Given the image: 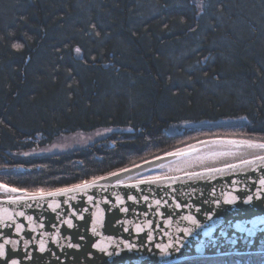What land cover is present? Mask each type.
<instances>
[{
    "label": "trees",
    "instance_id": "trees-1",
    "mask_svg": "<svg viewBox=\"0 0 264 264\" xmlns=\"http://www.w3.org/2000/svg\"><path fill=\"white\" fill-rule=\"evenodd\" d=\"M212 137L264 142V0H0V183L54 190Z\"/></svg>",
    "mask_w": 264,
    "mask_h": 264
},
{
    "label": "water",
    "instance_id": "water-1",
    "mask_svg": "<svg viewBox=\"0 0 264 264\" xmlns=\"http://www.w3.org/2000/svg\"><path fill=\"white\" fill-rule=\"evenodd\" d=\"M243 141L251 140L234 137L206 138L125 167L129 169L128 172L116 170L121 172L119 177H110L109 180L100 182L109 185L104 195L108 196L110 203L100 199L98 206H94L96 201L86 205L79 195L76 202H70L72 208L78 210L77 216L71 217L74 225L72 228L63 223L69 218L67 206L62 203L64 197L46 198V201L41 202L43 207L37 208L30 198H26L30 192H11L0 188V242L8 241L4 244L6 256L0 258V264H5L9 255L20 264H128L133 257L129 255L123 241L129 240L131 243L139 244L145 242L146 235L150 233L155 238L154 242L167 243L170 239L174 240L184 235L178 229L190 226L187 221L181 219L182 216L192 214L197 216L202 225L210 223L201 214L204 212H214L213 218L219 221L218 227L211 235H205V229L201 227L196 229L191 237L185 238V246L178 252L170 249V254L165 256L148 244L135 255L143 258L142 264H174L197 258L264 253V194L260 200L254 198L252 202L245 204L243 200L252 193L241 190L244 187L241 181H245L253 190L261 187L258 178H264V171L261 170L264 169V162L256 161L249 166L240 165L243 159L252 160L256 155H264V149L248 147L242 143ZM252 142L264 143L255 140ZM201 158L207 160L203 163H192ZM229 163L238 164L245 171L233 172L226 169L224 166ZM213 168L224 171L221 173L207 171ZM192 172L205 173L213 179L183 182L186 180V173ZM145 177L182 179L167 181L160 179L157 181L159 186L151 184H141L138 188L124 186L136 185ZM118 179L123 181V185L111 187ZM213 189L217 193L216 196L211 195ZM95 191L90 194L95 195ZM229 192L240 197L233 205L224 203ZM129 194L137 195L138 200L143 194H149L150 198L149 201L131 202L127 200ZM115 195H120L125 203L118 204L114 199ZM162 197L161 205H156L155 200ZM216 198L221 200V206L212 205L210 208L209 205L203 204L205 199ZM52 199L61 201V208L56 212L47 206V202ZM164 199L169 203L164 204ZM178 203L181 204V208L175 209ZM29 204H33V207L29 208ZM184 204L201 207V213H196L195 207L192 209L183 207ZM84 207L88 208V212L83 213L84 219L80 220L79 211ZM123 207H127L129 211L123 213L121 211ZM20 212H24L25 215L21 217ZM29 215L32 216L31 220L28 219ZM169 220L172 222L169 223ZM118 221L120 223H117ZM137 224L144 231L133 236ZM92 228L96 229L95 233L91 231ZM124 228H128L129 231L124 232ZM80 236H84L85 239L80 240ZM37 242L43 243L46 251L34 250L39 247ZM69 244H80L81 247L77 250L68 247ZM96 244L109 252L116 251L119 244L121 254L108 257L94 247ZM28 251H31L32 260L23 259ZM89 253L92 254L91 258ZM57 256L61 259L57 260ZM7 264H10V261H7ZM133 264H141V261L133 260Z\"/></svg>",
    "mask_w": 264,
    "mask_h": 264
},
{
    "label": "snow or ice",
    "instance_id": "snow-or-ice-1",
    "mask_svg": "<svg viewBox=\"0 0 264 264\" xmlns=\"http://www.w3.org/2000/svg\"><path fill=\"white\" fill-rule=\"evenodd\" d=\"M16 46L18 47L19 45H16ZM74 51L76 54H81V49L79 47L75 48ZM129 131H131V129H129ZM232 143H235V141H232ZM242 143L247 145L248 147H258L260 149H264V143L254 144V142H252V141H243ZM256 161L264 162V155H256L252 160L243 159L240 161V165L249 166V165H253ZM240 165L229 163V164H226L224 167L226 169L232 170L233 172L245 171L244 169H242L240 167ZM261 170L264 171V169H261ZM128 171H129V169H127V168L121 169V172H128ZM207 171L213 172V173H221L224 171V169L213 168V169H208ZM121 172L113 171V172H110L108 174V176L93 177L91 180L84 179V180H82V182L73 183L70 186L56 187V188H54V190H45V188L41 187L34 192L28 193L26 198H30L35 203V206L37 208H41V207H43V204L41 202L46 201V198L64 197L65 199L63 200L62 203H63V205L67 206V210L69 212V218L64 220L63 223H65L68 228H72L74 225H73V220L71 217L77 216L78 210L72 208V205L70 202H76L77 197L79 195L83 199V201L86 205L92 204L93 201H96V204L94 206H98L100 199H103V201L105 203H110L108 196L104 195V193L108 191L109 185L108 184H102L100 182L101 181H107L110 179V177H119L121 175ZM160 179L167 181V180H180L182 178L145 177L144 179L139 180L138 184H136V185H124V186L125 187L138 188L139 185H141V184L157 185V181H159ZM211 179H213V177L208 176L205 173H194V172H192V173H186V180H184L183 182L187 183L188 181H192V180H211ZM241 183L244 184V187L241 190L248 191V192L252 193L251 195H247L246 198L243 200V202L245 204L252 202L254 198L256 200H260L262 198V194H264V178H258V184L261 187L256 188L255 190H253V188L250 185H248L245 181H241ZM120 185H123V181L118 179L116 181L115 185H111V187H117ZM157 186H159V185H157ZM0 188L8 189L11 192L26 191V189H20V188H15V187L9 188V186L5 185V184H0ZM93 190H96L95 195L90 194ZM201 195H203V193H201ZM211 195L212 196L217 195L215 189L212 190ZM221 195H224V194L221 193ZM149 198H150L149 194L141 195L139 200H138L137 195L129 194L127 196L128 201L137 202V203H139L140 200L149 201ZM114 199L118 204L122 205L125 203V200L123 198H121L120 195H115ZM162 199H163V197L161 199H156L155 204L161 205ZM239 199H240L239 196L233 195L231 192H229L224 199V203H226L228 205H233ZM163 203L168 204L169 201L167 199H164ZM203 204L209 205L210 208L212 205H216L217 207H219V206H221V200L219 198H216L213 200L205 199L203 201ZM47 206H48V208L52 209L53 212H56L57 209L61 208V201H59L57 199H52L51 201L47 202ZM28 207L29 208L33 207V204H29ZM183 207L188 208V209H192L193 207H195V212L201 213V207L194 206L191 204H184ZM180 208H181V204L178 203L175 205V209H180ZM121 211L123 213H127L129 211V209L127 207H123V208H121ZM86 212H88L87 207H84L82 210H80L79 215H78V219L83 220L84 219L83 213H86ZM134 212H135V210H134ZM201 214L205 217V219L210 221V223H208L206 225H202L201 221L197 218V216L192 215V214H188V215L181 217L182 220L187 221L190 225L189 227H185L183 229H178V231H181L184 234L181 237H177L174 240L170 239L167 243L161 244L158 242H154L155 238L149 233L145 237V242H141L139 244H134V243H131L129 240H125V241H123L124 247L129 251V255L133 257V260H140L141 264H142L143 258L137 257L135 255V253L137 251H139V249L146 248L148 244H151L153 248L159 250V252L165 256L170 254V249L178 252L181 248H183L185 246V238L191 237L194 234L196 229L204 227L205 235H211L215 231V229L218 227L219 221L215 220L213 218L214 212H204ZM19 215L21 217H23L25 215V213L20 212ZM28 219L31 220L32 216L29 215ZM57 219L59 220V217H57ZM171 222L172 221L169 220V223H171ZM117 223H120V222L118 221ZM21 227H23V225H21ZM53 227H55V226H53ZM91 231L93 233H95L96 229L92 228ZM123 231L128 232L129 230H128V228H124ZM143 231H144L143 228H141V226L139 224H137L136 225V231L132 235L135 236L136 234L142 233ZM222 234H224V233H222ZM32 239H35V237H32ZM68 239H70V237H68ZM79 239L84 240L85 237L80 236ZM5 243H8V241L5 240L3 242H0V258H3L6 256L5 248H4ZM37 243H39V247L35 248L34 250L39 251V252L46 251V248H45L43 243H40V242H37ZM68 247H70V248L74 247L77 250H79L81 245L80 244H69ZM94 247L99 249L101 252H104L108 257L119 256L121 254V252L119 251V248H120L119 244L117 245V250L114 252H109L106 249L101 248L99 244L94 245ZM47 250L51 251L50 249H47ZM9 251H11V250H9ZM52 254L55 255V253H52ZM91 255L92 254L89 253L90 258H91ZM23 259L32 260L31 251H28L27 255L24 256ZM56 259L60 260L61 258L57 256ZM133 260H130L128 262V264H133ZM7 261H10V264H20V262L17 259L12 258L10 255L7 257L5 264H7Z\"/></svg>",
    "mask_w": 264,
    "mask_h": 264
},
{
    "label": "rangeland",
    "instance_id": "rangeland-1",
    "mask_svg": "<svg viewBox=\"0 0 264 264\" xmlns=\"http://www.w3.org/2000/svg\"><path fill=\"white\" fill-rule=\"evenodd\" d=\"M110 131L111 129L109 128H100V129L92 130L90 132H76V133L60 135L58 137H55V139H53V141L50 144L43 147L41 151L34 150V152L35 153L42 152L43 149L46 152H54V151H64V149L72 150V149L84 148L85 146H88L91 143L95 142L96 140L102 138Z\"/></svg>",
    "mask_w": 264,
    "mask_h": 264
},
{
    "label": "bare ground",
    "instance_id": "bare-ground-1",
    "mask_svg": "<svg viewBox=\"0 0 264 264\" xmlns=\"http://www.w3.org/2000/svg\"><path fill=\"white\" fill-rule=\"evenodd\" d=\"M207 160V158H201V159H197V160H194V161H192V163H200V162H205ZM191 163V164H192Z\"/></svg>",
    "mask_w": 264,
    "mask_h": 264
}]
</instances>
